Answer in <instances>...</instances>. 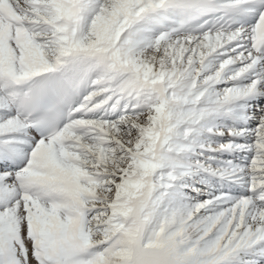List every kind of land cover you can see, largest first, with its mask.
I'll use <instances>...</instances> for the list:
<instances>
[{
  "label": "snow or ice",
  "instance_id": "obj_1",
  "mask_svg": "<svg viewBox=\"0 0 264 264\" xmlns=\"http://www.w3.org/2000/svg\"><path fill=\"white\" fill-rule=\"evenodd\" d=\"M0 264H264V0H0Z\"/></svg>",
  "mask_w": 264,
  "mask_h": 264
}]
</instances>
